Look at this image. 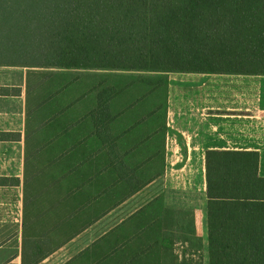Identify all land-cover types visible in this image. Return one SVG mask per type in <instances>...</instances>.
Wrapping results in <instances>:
<instances>
[{"label": "trees", "instance_id": "16d2710c", "mask_svg": "<svg viewBox=\"0 0 264 264\" xmlns=\"http://www.w3.org/2000/svg\"><path fill=\"white\" fill-rule=\"evenodd\" d=\"M0 65L28 69L23 264H38L164 175L166 74L264 75V0H0ZM82 69L108 73L61 71ZM259 164L207 151L208 264H264ZM202 249L194 213L158 195L81 256L205 264Z\"/></svg>", "mask_w": 264, "mask_h": 264}, {"label": "crops", "instance_id": "0c3cea01", "mask_svg": "<svg viewBox=\"0 0 264 264\" xmlns=\"http://www.w3.org/2000/svg\"><path fill=\"white\" fill-rule=\"evenodd\" d=\"M27 73V68L0 65V264H23L27 256ZM166 78L168 132L164 175L38 264H85L81 254L86 249L155 197L125 215L114 213L134 204L159 181L164 204L192 211L196 234L205 240L208 150L256 152L260 155L259 174L264 177V75L168 73Z\"/></svg>", "mask_w": 264, "mask_h": 264}, {"label": "rangeland", "instance_id": "374dc122", "mask_svg": "<svg viewBox=\"0 0 264 264\" xmlns=\"http://www.w3.org/2000/svg\"><path fill=\"white\" fill-rule=\"evenodd\" d=\"M57 70V69H56ZM64 71L66 73H69L71 75H80L83 77L84 81L90 82L91 80H94L96 78L101 77L100 75L103 74H107V71H102V70H61ZM118 74L116 75H120V76H116L117 79H122L124 80L125 78L129 77L130 75H128L127 73L124 72H117ZM154 187V188H153ZM162 190V186L161 183L159 181V184L152 186L150 188H148L147 190H145L140 197H138V201L134 202V204L131 205H127L124 206L122 209L116 211L114 213V215H125L126 213L132 211L133 209H135V207L141 203V202H145L148 201L149 199H151L152 197H156L158 195H160L159 193H161ZM135 201V200H134ZM113 219V218H112ZM205 225H206V234H205V240H201L203 243V249H202V257L204 259L205 264H208V252H207V247H208V242H207V221H205ZM204 239V238H202Z\"/></svg>", "mask_w": 264, "mask_h": 264}]
</instances>
